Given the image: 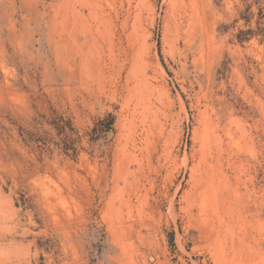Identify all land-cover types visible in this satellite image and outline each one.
Segmentation results:
<instances>
[{"label": "rangeland", "instance_id": "374dc122", "mask_svg": "<svg viewBox=\"0 0 264 264\" xmlns=\"http://www.w3.org/2000/svg\"><path fill=\"white\" fill-rule=\"evenodd\" d=\"M254 1L0 0V264H264Z\"/></svg>", "mask_w": 264, "mask_h": 264}, {"label": "trees", "instance_id": "16d2710c", "mask_svg": "<svg viewBox=\"0 0 264 264\" xmlns=\"http://www.w3.org/2000/svg\"><path fill=\"white\" fill-rule=\"evenodd\" d=\"M254 1V0H253ZM255 4H259L258 0H255L254 1ZM258 8H259V5H258ZM250 9H251V5L247 4L243 14H246V17H242L244 20H245V24H249L253 14L250 12ZM242 16V14H241ZM258 21H257V28L259 30V32H264V15L262 14V10L259 9V13H258ZM253 32L252 31H247V32H243V31H239L238 34L236 35V38L238 40L239 43H241L243 40L246 39L245 36L247 35H252Z\"/></svg>", "mask_w": 264, "mask_h": 264}, {"label": "bare ground", "instance_id": "6f19581e", "mask_svg": "<svg viewBox=\"0 0 264 264\" xmlns=\"http://www.w3.org/2000/svg\"><path fill=\"white\" fill-rule=\"evenodd\" d=\"M126 6V5H125ZM111 8V7H110ZM68 9V8H67ZM97 20H101V18H96ZM105 23H103V26H101V29L99 28V26L97 27V29L95 30L96 32H95V35L97 36V37H94L93 38V41L94 42H97V39L99 38V37H102L103 36V34L105 33V31H106V21H104ZM97 24V23H96ZM96 38V39H95ZM68 50H70V47H68ZM204 225V224H203Z\"/></svg>", "mask_w": 264, "mask_h": 264}]
</instances>
